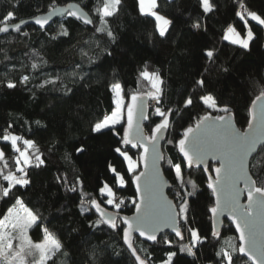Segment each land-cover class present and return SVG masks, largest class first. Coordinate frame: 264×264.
Returning a JSON list of instances; mask_svg holds the SVG:
<instances>
[{"label": "trees", "instance_id": "obj_1", "mask_svg": "<svg viewBox=\"0 0 264 264\" xmlns=\"http://www.w3.org/2000/svg\"><path fill=\"white\" fill-rule=\"evenodd\" d=\"M71 2L79 4L89 14L93 21L91 27L67 16L44 30L32 25L22 27V32L28 35L10 32L0 36V129L11 123L16 134L36 141L44 153L45 165L30 169L31 183L27 188H20L17 195L22 194L26 205L39 213L41 223L63 238L67 256L57 253L49 264H136L121 236L105 225H101L103 231L89 226L90 221L97 219L95 209L81 214L79 191L66 192L57 182V176L66 177L69 183L79 177L84 192L95 197L99 195L98 187L102 182L114 183V176L108 170L109 163L126 173L123 158L113 151L118 137L110 132L93 134L91 125L113 107L108 86L114 78L129 92L144 93L149 89L147 81H141L137 88L138 72L148 64L152 70H160L165 81L163 105L173 109L167 139L162 144L165 158L162 170L172 184L174 174L170 172L167 160L172 158L179 162V154L168 139L178 137L192 122V117L209 111L201 103V95L213 94L221 105L231 106L234 112L239 110L237 116L241 124L246 122L247 104L264 88V28L249 22L257 36L247 51L224 40L228 25H233L237 31L244 28L243 21L235 16V0H214L216 11L206 17L200 11L198 0H158L157 11L173 21L166 38L156 33L152 17L139 15L136 0H122L118 14L108 18L116 36L115 43L95 31L99 26L95 9L101 0H54V3L53 0H0V21L8 11H13L15 16L8 23H19L46 13L50 6ZM246 4L250 9L264 13V0H246ZM198 14L201 29L195 30L191 23ZM60 24L66 25L69 36L50 39L49 33H57ZM206 49L215 50L214 64L209 65L204 57ZM106 51L112 55L107 56ZM33 52L46 61L36 72H31V63L36 61ZM82 52L87 56H82ZM5 55L10 59L5 60ZM78 64L81 65L78 71L84 77L82 80L70 75ZM201 73L206 81L205 88L195 84ZM23 74L32 76L27 87L20 85L8 89L2 83L6 79L19 81ZM57 75L60 80L55 85L36 87L41 81L54 79ZM65 85L73 92L65 95ZM189 95L193 97V105L184 108L183 102ZM148 115L150 119L143 125L147 132L149 125L160 119L154 115L153 107L148 108ZM37 120L47 127L38 128ZM80 145L86 148L82 154L75 151ZM130 154L135 158L137 149H132ZM12 155L9 146L7 158L10 163ZM256 160L264 161V152ZM185 173V180L191 179L198 187L196 196L190 198L189 220L207 236V241L194 250L198 251L195 257L180 253L179 244L190 238L184 222L180 221L185 241L168 234L173 241L172 250L178 253L174 260L176 264H219L216 252L229 241L238 244L237 237L226 221L219 230L220 239L212 236L208 207L213 199L206 187V175L196 169H185ZM261 179L264 180V176ZM174 191L169 189L167 195L178 203L174 200ZM134 192V187L129 185L122 194L134 196ZM10 206L0 200V215ZM102 206L109 212L114 211ZM133 212L134 208L129 204L121 210V215L131 216ZM133 244L138 252L143 248L151 254L150 264H160L170 250L162 239L160 243L148 244L134 237ZM237 264H244V261L237 260Z\"/></svg>", "mask_w": 264, "mask_h": 264}, {"label": "snow or ice", "instance_id": "obj_2", "mask_svg": "<svg viewBox=\"0 0 264 264\" xmlns=\"http://www.w3.org/2000/svg\"><path fill=\"white\" fill-rule=\"evenodd\" d=\"M136 3L139 15L152 17L156 33L161 38H166L173 21L157 11L158 0H136ZM235 3V16L243 21L246 33L242 35L230 24L225 29L223 39L247 51L257 36L249 22L253 21L264 28V13L247 7L246 0H235ZM121 4L122 0H101L95 9L99 18V26L95 31L101 36H107L112 43H115L116 36L108 18L118 14ZM198 4L204 17L216 11L214 0H198ZM57 15L74 17L85 25L93 24L88 14L79 7L65 11L52 6L48 15L43 18L36 17L34 23L44 30L49 20ZM13 19L14 12L8 11L0 21V34L17 32L28 35L21 30V25L26 22L8 23ZM191 27L195 30L201 29L199 14L192 21ZM49 36L56 40L61 36H69V31L66 25L60 24L59 31L55 34L49 33ZM106 55L111 56L112 53L106 51ZM203 55L209 65L215 63V50L206 49ZM33 56L36 61L31 63V72H36L46 61L36 52H33ZM82 56H87V53L82 52ZM4 59L10 58L5 55ZM80 67L81 65H76L70 75L73 78L79 76L82 80L84 77L78 71ZM223 70L228 71L227 68ZM207 71L206 68L205 72ZM203 77L204 74L201 73L200 78L195 81L200 88L206 87ZM31 80L30 74H23L19 81L6 79L2 83L8 89H14L20 85L27 87ZM58 80L60 77L57 75L54 79L41 81L36 87L55 85ZM141 81H147L150 86L144 93L138 90L129 92L114 78L108 86L113 107L91 125L93 134L110 132L118 137L113 151L123 158L126 173H121L109 163L108 170L114 176V183L102 182L98 187L99 195L95 197L84 192L79 177L69 183L66 177L57 176V182L66 192L79 191L81 214L92 209L97 214V219L90 221L89 226L103 231L101 225H105L121 236L136 264H150L152 256L143 248L138 252L133 244V234L153 243H160L162 239L170 250L160 264H176L174 258L178 253L172 250L173 241L165 229L174 232L180 241H185L180 225V221L184 222L183 226H186L190 238L179 244V252L190 257L197 256L198 251L194 250L207 241V236L202 235L199 228L194 227L189 220L190 198L196 196L197 184L191 179L185 180V169L202 171L206 175V187L213 197L212 204L208 207L213 222L212 236L220 239L216 225L220 222V217L226 216L230 225L234 226L238 239V244L229 241L227 246L216 252L219 264H237V260H243L244 264H264V180L261 179L264 176V161L256 160L264 152V88L247 104V118L243 124L237 116L239 110L234 112L231 106L221 105L213 94L199 97L209 111L192 117V122L183 128L178 137L168 139V143L173 144L179 154V162L172 158L167 160L168 168L174 174V182L169 184L161 171V162L165 159L161 151V141L167 139L166 133L171 124L169 117L173 114V109L163 105L165 81L159 69L152 70L148 64H144L138 72L137 88ZM72 92L71 88L64 86L65 95ZM148 100L154 102L153 113L160 119L154 125L150 124V131L145 132L141 122L150 119L147 111ZM191 105L193 97L189 95L184 100L183 107L188 108ZM35 124L38 128L47 127L40 120L35 121ZM9 146L14 154L11 156L12 163L7 158ZM132 149L138 151L135 158L130 154ZM75 151L82 154L86 148L80 145ZM43 156L44 153L40 151L36 141L16 134L11 123L0 129V200L6 205L11 204L0 215V264H49L57 253L65 256L68 254L63 238L41 223L39 213L26 205L22 194L17 195L20 188L30 185V169L45 165ZM141 165L145 171H139ZM129 185L134 187L135 192L134 196L126 197L122 192ZM165 189H175L174 200L178 203L167 198ZM242 195H246V203L241 202ZM129 204L134 208V214L121 215V210ZM102 205L114 211L109 212ZM34 229H39V239L34 238ZM95 255L93 250L92 256Z\"/></svg>", "mask_w": 264, "mask_h": 264}, {"label": "water", "instance_id": "obj_3", "mask_svg": "<svg viewBox=\"0 0 264 264\" xmlns=\"http://www.w3.org/2000/svg\"><path fill=\"white\" fill-rule=\"evenodd\" d=\"M56 8H59V9H63V10H65V11H67V10H69L70 8H75V7H79L84 13H86V14H88L79 4H77V3H74V2H71V3H67V4H65V5H63V6H55ZM48 13H49V11H47L46 13H43V14H40V15H37V16H35V17H33L32 19H28V20H24L26 23H24V24H22L21 25V28L22 27H24V26H27V25H32V26H34V27H36V28H38V29H40V27H39V25H36L35 23H34V20H35V18L36 17H41V18H43L44 16H46V15H48ZM88 16H89V14H88ZM65 17H67V15H57V16H53L50 20H49V22H48V24L45 26V29L47 28V27H49L51 24H53V22H55V21H57V20H60V19H63V18H65ZM72 18H74V17H72ZM89 18L91 19V17L89 16ZM75 19V18H74ZM75 20H77V19H75ZM92 20V19H91ZM77 21H79L80 23H82L83 25H85L81 20H77ZM93 24H89V25H85V26H88V27H91ZM41 30V29H40ZM7 34V33H6ZM3 35H5V34H0V36H3ZM149 102L147 101V104H148ZM148 111V110H147ZM145 121V120H144ZM144 121H142L141 123H142V126L144 125ZM144 127V126H143ZM145 130V129H144ZM145 132H147L146 130H145ZM163 142H164V140L163 141H161V151H162V144H163ZM163 153V152H162ZM161 164H162V162H161ZM140 171H145V169H144V167H143V165H141V167H140ZM161 171H162V173H163V170H162V168H161ZM163 175H164V173H163ZM164 178L167 180V178H166V176L164 175ZM168 181V180H167ZM169 183V182H168ZM241 187H243V185H241ZM169 191V189H165V194L167 195V192ZM167 198L169 199V200H171L169 197H168V195H167ZM212 199H213V197H212ZM241 202L242 203H246V195H242L241 196ZM133 214H134V212H133ZM132 214V215H133ZM131 215V216H132ZM212 220V219H211ZM223 221H226V222H228L229 224H230V221H228L227 220V217L226 216H222V217H220V222H218L217 223V225H216V227H217V231L219 232V230H220V228H221V226H222V224H223ZM212 227H213V222H212ZM232 228H233V230H234V233H235V235H236V237H237V234H236V232H235V228H234V226H232ZM165 232L167 233V234H170V235H174L175 236V233L174 232H171V230H168V229H165ZM160 235H163V234H160ZM134 237H137L138 239H140L141 241H143V242H146V243H148V244H154L153 242H150V241H145V240H143V238H141V237H139V235L138 234H133V238ZM237 242H238V239H237ZM124 244V243H123ZM125 247H126V249L128 250V248H127V246L126 245H124ZM129 251V250H128ZM130 252V251H129ZM130 254H131V252H130ZM132 255V254H131ZM246 259V258H245Z\"/></svg>", "mask_w": 264, "mask_h": 264}, {"label": "rangeland", "instance_id": "obj_4", "mask_svg": "<svg viewBox=\"0 0 264 264\" xmlns=\"http://www.w3.org/2000/svg\"><path fill=\"white\" fill-rule=\"evenodd\" d=\"M239 32H241V34L244 35L246 33V30H245V28L239 29ZM263 34H264V30H263ZM263 44H264V39H263ZM33 232L35 233L34 238L39 239L40 231L38 229H34ZM189 237H190V234H189Z\"/></svg>", "mask_w": 264, "mask_h": 264}, {"label": "built area", "instance_id": "obj_5", "mask_svg": "<svg viewBox=\"0 0 264 264\" xmlns=\"http://www.w3.org/2000/svg\"><path fill=\"white\" fill-rule=\"evenodd\" d=\"M153 103H154V102H149L148 105H149L150 107H152Z\"/></svg>", "mask_w": 264, "mask_h": 264}]
</instances>
